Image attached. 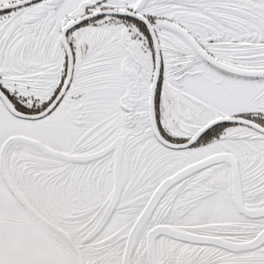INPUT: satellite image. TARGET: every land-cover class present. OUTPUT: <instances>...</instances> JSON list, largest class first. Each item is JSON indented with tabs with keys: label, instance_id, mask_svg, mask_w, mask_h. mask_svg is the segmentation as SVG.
<instances>
[{
	"label": "snow or ice",
	"instance_id": "1",
	"mask_svg": "<svg viewBox=\"0 0 264 264\" xmlns=\"http://www.w3.org/2000/svg\"><path fill=\"white\" fill-rule=\"evenodd\" d=\"M0 264H264V0H0Z\"/></svg>",
	"mask_w": 264,
	"mask_h": 264
}]
</instances>
